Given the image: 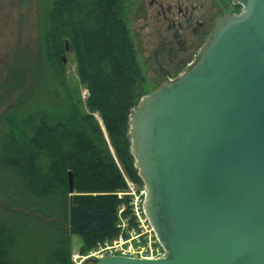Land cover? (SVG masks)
<instances>
[{
  "label": "trees",
  "instance_id": "16d2710c",
  "mask_svg": "<svg viewBox=\"0 0 264 264\" xmlns=\"http://www.w3.org/2000/svg\"><path fill=\"white\" fill-rule=\"evenodd\" d=\"M36 5L38 56L20 57L2 85L7 94L26 93L0 113V264H71L72 235L81 237L84 253L115 238L121 219L136 225L131 196L117 193L126 191L125 177L142 187L128 116L154 88H146L125 15L128 0ZM65 40L85 99L68 86Z\"/></svg>",
  "mask_w": 264,
  "mask_h": 264
},
{
  "label": "water",
  "instance_id": "95a60500",
  "mask_svg": "<svg viewBox=\"0 0 264 264\" xmlns=\"http://www.w3.org/2000/svg\"><path fill=\"white\" fill-rule=\"evenodd\" d=\"M232 1L239 11L214 19L185 69L129 111L143 213L163 255L91 264H264V0Z\"/></svg>",
  "mask_w": 264,
  "mask_h": 264
},
{
  "label": "rangeland",
  "instance_id": "374dc122",
  "mask_svg": "<svg viewBox=\"0 0 264 264\" xmlns=\"http://www.w3.org/2000/svg\"><path fill=\"white\" fill-rule=\"evenodd\" d=\"M149 0H128V7L126 9V19L128 27L131 32L132 40L134 42L139 64L142 68L143 74L146 79V88L151 90L157 85L165 82V74H169L168 71H174V64L169 62V56L167 55V48H162V44L165 41L164 36L169 34L165 23H159L160 19L156 16L153 9L148 6ZM162 2H170L172 4L181 3H193L200 4L201 8L198 10V14L201 10H205L201 17L206 19L209 25L212 27L214 19L224 12L233 10L239 11L240 5L233 4L232 0H157ZM36 0H0V113L7 107L8 104L14 102L20 95L26 93L23 89L15 91L12 94H7L2 89V85L6 81L7 70L16 65L20 57L29 56L35 58L38 56V39H37V26H36ZM158 19V20H157ZM206 38H204L205 41ZM204 43V42H203ZM202 43V45H203ZM161 44V45H160ZM202 45H199L200 47ZM193 47L190 49V60L200 49V47ZM157 53V54H156ZM177 62V61H176ZM66 78L68 86L72 93L80 91L82 99H85L87 90L81 88L77 84V76L75 73V62L71 52H66ZM187 65H181L177 70L178 75L182 72ZM166 72V73H165ZM34 79L31 80L33 82ZM44 85V81L41 83ZM42 85L38 88V94L32 93L36 97H42L41 89ZM26 97H29L28 95ZM33 97V98H34ZM38 97V98H39ZM30 98V97H29ZM32 98V97H31ZM37 98V99H38ZM99 122V125L104 131L103 123L97 113L94 114ZM1 124V122H0ZM5 145V137L3 136L2 126H0V151ZM127 189L121 193L123 195H130V204L133 206L132 199L133 194L138 193L141 186H138L125 177ZM132 183V184H130ZM130 185L131 188H130ZM117 193V195H118ZM134 207V206H133ZM123 210V205L120 206L119 213ZM125 219H121L124 222ZM125 223V222H124ZM119 234L111 241H105L98 243L101 246L113 247L114 240H118ZM118 242V241H117ZM83 242L79 235H72L70 238V261L71 264H75L78 259L72 257L73 253H81V255H88L90 252L99 250V245L95 248L87 250L86 252H80V248ZM84 264H91L90 261L84 262Z\"/></svg>",
  "mask_w": 264,
  "mask_h": 264
},
{
  "label": "flooded vegetation",
  "instance_id": "af4514ba",
  "mask_svg": "<svg viewBox=\"0 0 264 264\" xmlns=\"http://www.w3.org/2000/svg\"><path fill=\"white\" fill-rule=\"evenodd\" d=\"M148 6L159 17V23H165L169 32L164 36L165 41L162 48L168 49L169 62L172 65L174 64L173 69H175L173 72L168 71L169 74L165 72V79L172 78L176 76L179 71L177 69L181 65H187L192 60V57L191 60L189 59L191 56L190 49L202 45L204 38L207 37L212 27L205 17H201L205 10H201L199 14L197 13L201 8L200 4L181 2L172 4L170 2L149 0Z\"/></svg>",
  "mask_w": 264,
  "mask_h": 264
},
{
  "label": "built area",
  "instance_id": "2783aa9c",
  "mask_svg": "<svg viewBox=\"0 0 264 264\" xmlns=\"http://www.w3.org/2000/svg\"><path fill=\"white\" fill-rule=\"evenodd\" d=\"M130 184L129 186L131 188L132 185ZM144 194V187H140L138 193L133 194L132 203L134 207L132 206V209L136 217V225L129 226L126 219L124 221L125 223L120 222V224H118V240L113 241V247L101 246L98 244L99 250L92 251L88 255L73 253L72 257L78 259L75 264H84V262H88L93 258L111 254H121L140 258H158L163 255L164 250L159 244L151 225L143 213ZM118 196H121V193H118Z\"/></svg>",
  "mask_w": 264,
  "mask_h": 264
}]
</instances>
